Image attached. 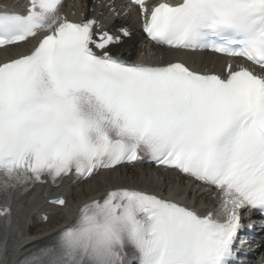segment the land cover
I'll return each mask as SVG.
<instances>
[{
  "label": "snow or ice",
  "instance_id": "1",
  "mask_svg": "<svg viewBox=\"0 0 264 264\" xmlns=\"http://www.w3.org/2000/svg\"><path fill=\"white\" fill-rule=\"evenodd\" d=\"M132 2L157 44L210 50L264 70V0H181L151 9ZM61 6L29 0L26 14L0 10V48L38 41L30 54L0 64V231L11 226L17 188L132 161L177 169L215 188L220 202L202 215L116 188L84 204L21 264H238L241 210L264 216V71L243 63H229L226 75L180 62L129 64L107 50L117 37L95 39L96 21L70 22ZM0 264H8L6 239Z\"/></svg>",
  "mask_w": 264,
  "mask_h": 264
},
{
  "label": "bare ground",
  "instance_id": "2",
  "mask_svg": "<svg viewBox=\"0 0 264 264\" xmlns=\"http://www.w3.org/2000/svg\"><path fill=\"white\" fill-rule=\"evenodd\" d=\"M89 2H91V1H89ZM118 23H119V25H126V24L129 25V21L124 20V19L118 20ZM131 28H132V33H133L131 38L125 39L122 44L115 45V46H113L112 49L117 54L127 55L129 58H135L136 55H138L135 47L139 46L141 44V42H144V35L140 31V29H138L136 27H131ZM166 52L167 51L165 48H160V56H159L160 58L158 59L159 61H161V59H162L161 56L165 55ZM170 52L173 53V51H170ZM2 55H3V51H0V56H2ZM192 56H193V54H189V57H192ZM212 57H214V56L206 55V54H197L196 58H198L200 60V62L198 63V66H200V68H205L206 60L209 58H212ZM154 60H157V59H154ZM158 60H157V62H159ZM212 61L216 62L218 64H221L224 62L223 58L218 57V56L212 58ZM209 67L211 70H214L211 67V65ZM140 169H141V171H140ZM149 170L150 169L147 167L135 168L133 170H128V168H126V167H120V168L115 169V170L103 171L98 176L93 177L89 181L87 180V181L83 182L82 184H80L77 187H73V185L67 184V188L71 187L70 193H69V202L68 203H70V201H72L71 203H74V205L75 204H77V205L83 204L85 201L92 199L94 196H96L97 194L102 192L103 189L109 188L112 186H118V185L151 186V187H156L157 189H159L161 191L162 189L159 187L163 186V185H161L162 183L159 184L160 186L158 184H156L154 181L156 179L155 175L153 176V174H155V173L150 174V177H149ZM153 170L156 171L153 168L150 171H153ZM115 172H120L121 173L120 176L117 178H113L111 176V174L113 173V175H117V173H115ZM126 172H128L131 175L130 179H129L130 175L127 176ZM133 176H135L136 179ZM177 179L179 181H183V183L186 184L185 181L182 180L181 177L177 178V176H175V175H174V179L167 180V181L165 179L164 181H165V183H170V182L175 183V181ZM98 180L100 182V184H99L100 187L97 190L93 191L91 189V190H87V191L82 192L83 188L86 186L85 185L86 183H92V184L95 183L93 185H94V187H96ZM148 181H150V184H147ZM178 188H180L181 190L180 189L177 190L176 194L172 193V192H169V194H172L173 196H178L182 192L185 193L184 190L181 188V186L175 184V190ZM64 190H66V188ZM167 193H168V191H167ZM189 194L193 195L192 190L189 192ZM188 197H190V196H188ZM53 209H57V208H53ZM67 209H69V208H67ZM66 215L67 214H65V211H59L57 213V215H55V213L52 214L51 219L48 223L49 225H47V226L42 224V223H44L43 220L41 221V219H39L40 223L39 224L37 223V226H40V228L36 229V231H34V229L31 230V232L33 231L32 234H35L34 238H36V237L39 238L41 236L47 235L50 231L53 230V227H55V224H58L62 220L66 221L68 219V217H66ZM50 222H52V224H50Z\"/></svg>",
  "mask_w": 264,
  "mask_h": 264
},
{
  "label": "rangeland",
  "instance_id": "3",
  "mask_svg": "<svg viewBox=\"0 0 264 264\" xmlns=\"http://www.w3.org/2000/svg\"><path fill=\"white\" fill-rule=\"evenodd\" d=\"M127 171V170H126ZM138 171V170H137ZM140 171H141V169H140ZM115 173H117V175H113V173L111 174V176L113 177V178H117V177H119L120 176V172H115ZM154 172L153 171H150L149 170V177H150V174H153ZM126 174H127V176L129 175V173L128 172H126ZM154 175V174H153ZM135 179H136V177L135 176H133ZM131 178V176H129V179ZM103 180V179H102ZM100 182H99V180L97 181V185H96V187H94V185L92 184V183H86L85 185V187L83 188V190H82V192L83 191H87V190H97L99 187H100ZM147 184H150V181H148L147 182ZM84 185V184H83ZM81 188V189H82ZM180 188H178V189H176L173 193H177V190H179ZM181 190V189H180ZM169 193V192H168ZM184 195H185V193H183ZM75 197V196H74ZM32 223V220L31 221H29V223L28 224H31Z\"/></svg>",
  "mask_w": 264,
  "mask_h": 264
}]
</instances>
